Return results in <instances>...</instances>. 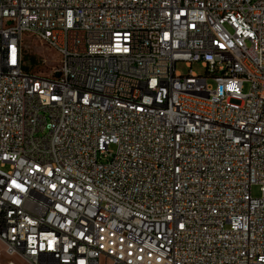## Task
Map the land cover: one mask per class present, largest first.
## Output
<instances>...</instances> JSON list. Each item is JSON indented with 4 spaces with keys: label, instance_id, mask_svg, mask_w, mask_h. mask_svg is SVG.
<instances>
[{
    "label": "built area",
    "instance_id": "obj_1",
    "mask_svg": "<svg viewBox=\"0 0 264 264\" xmlns=\"http://www.w3.org/2000/svg\"><path fill=\"white\" fill-rule=\"evenodd\" d=\"M0 247L264 264V0H0Z\"/></svg>",
    "mask_w": 264,
    "mask_h": 264
},
{
    "label": "rangeland",
    "instance_id": "obj_2",
    "mask_svg": "<svg viewBox=\"0 0 264 264\" xmlns=\"http://www.w3.org/2000/svg\"><path fill=\"white\" fill-rule=\"evenodd\" d=\"M25 42L28 46L26 49L25 59L27 66L30 70L41 73V74H50L52 73L54 67L58 63L59 56L57 52L47 46L41 45L40 43H35L31 40L30 37L26 36ZM177 70H179L184 75L189 74L190 70L198 73L199 75H206L207 70L202 62H194L189 66L185 61L177 62ZM209 83H213L212 80ZM244 91H249L250 83L245 82L243 84ZM254 197L260 196V190L258 186H254L252 190ZM1 250V247H0ZM7 260L12 261L15 264H30L28 261L18 257H3V260L0 264H6Z\"/></svg>",
    "mask_w": 264,
    "mask_h": 264
}]
</instances>
